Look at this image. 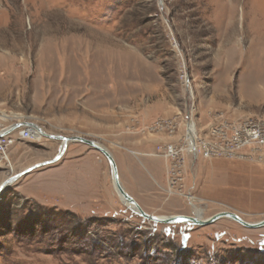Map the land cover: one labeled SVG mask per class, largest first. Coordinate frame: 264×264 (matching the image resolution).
<instances>
[{
	"label": "rangeland",
	"instance_id": "rangeland-1",
	"mask_svg": "<svg viewBox=\"0 0 264 264\" xmlns=\"http://www.w3.org/2000/svg\"><path fill=\"white\" fill-rule=\"evenodd\" d=\"M245 119L264 121V0H0V125L98 142L149 214L264 220V163L193 159L185 146L190 121L204 138ZM39 139L17 140L0 185L59 153ZM169 144L183 150L186 196L167 192ZM0 264H264V227L148 221L107 159L71 142L0 194Z\"/></svg>",
	"mask_w": 264,
	"mask_h": 264
},
{
	"label": "built area",
	"instance_id": "built-area-1",
	"mask_svg": "<svg viewBox=\"0 0 264 264\" xmlns=\"http://www.w3.org/2000/svg\"><path fill=\"white\" fill-rule=\"evenodd\" d=\"M192 122V121H190ZM190 124V123H189ZM187 126L185 146L193 159L203 157L226 158L238 160H251L257 163H264V121L260 119H245L238 122L220 120L211 123L204 138L199 136L196 130V137L190 138V127ZM8 128L0 125V164L10 162L9 150L17 140L41 141L40 136L34 133L32 128L25 127L6 134ZM19 131L18 136L14 133ZM165 156L172 159L171 173L172 180L169 181L167 192L170 195L183 194L179 183L184 169V159L181 157L183 150L177 145L169 144L165 149ZM183 180V179H182ZM178 185V186H177ZM178 188V189H177Z\"/></svg>",
	"mask_w": 264,
	"mask_h": 264
},
{
	"label": "water",
	"instance_id": "water-1",
	"mask_svg": "<svg viewBox=\"0 0 264 264\" xmlns=\"http://www.w3.org/2000/svg\"><path fill=\"white\" fill-rule=\"evenodd\" d=\"M22 127H27V128H32L33 130H37L43 133V137L52 139V140H57L61 142L60 145V149H59V153L57 154V156L47 162L41 163L39 165H36L32 168L27 169L26 171L15 175L14 177L10 178L9 180H7L1 187H0V194L4 191L5 188H7L9 185H11V183L17 181L19 178H21L23 175L28 174L40 167L46 166V165H51L57 161H59L61 159V157L65 154L69 144L71 142H77V143H81L84 144L86 146H89L90 148L95 149L96 151H98L99 153H101L108 161L109 165H110V169H111V174H112V179H113V183L115 186V189L117 191V193L119 194V196H121V198L123 199L122 201L124 202V204L130 208L132 210V207H134L136 209L135 213L137 215H139L140 217L154 222V223H161V224H169V225H173V224H177V223H190L193 225H197V226H208L211 225L221 219H230L233 220L239 224H241L242 226L249 228V229H258V228H263L264 227V220L257 222V223H250L247 222L246 220H244L239 214L234 213V212H220L214 216H212L209 219L206 220H200L199 218H195V217H188V216H170V217H165V216H155L152 214H149L147 212H145L142 207L137 203V201L125 190L124 186L121 183V179H120V175H119V170H118V166L116 163V160L114 158V156L111 154V152L104 146H102L101 144H99L98 142L94 141V140H90L84 137H80V136H75V137H66V136H62V135H52V134H48L46 133L42 127L38 126L37 124H33V123H17L11 127L8 128L6 134H10L12 132H14L15 130L22 128ZM133 211V212H134Z\"/></svg>",
	"mask_w": 264,
	"mask_h": 264
},
{
	"label": "bare ground",
	"instance_id": "bare-ground-1",
	"mask_svg": "<svg viewBox=\"0 0 264 264\" xmlns=\"http://www.w3.org/2000/svg\"><path fill=\"white\" fill-rule=\"evenodd\" d=\"M189 127H190V138L191 139H194L195 137H196V125H195V123L194 122H190V124H189ZM35 132H37V134H39L41 137H43V133L42 132H40V131H37V130H34V133ZM39 139V138H38ZM47 162V161H46ZM44 163V162H43ZM41 164V163H40ZM37 165H39V164H37ZM34 166H36V165H34ZM34 166H32V167H34ZM32 167H30V168H32ZM29 169V168H28ZM27 170V169H26ZM26 170H24V171H26ZM23 171V172H24ZM22 173V172H21ZM18 174H20V173H18ZM18 174H16V175H18ZM15 176V175H14ZM14 176H11L10 178H12V177H14ZM10 178H8L7 180H9ZM6 182V181H5ZM5 182H3L1 185H0V187L5 183ZM11 184H13V183H11ZM120 198H121V196H120ZM121 200H123L122 198H121ZM136 211V209L134 208V207H132V211ZM134 211V212H135ZM197 214H198V216L201 218V211L200 210H198L197 211ZM196 218V217H195ZM201 220V219H200Z\"/></svg>",
	"mask_w": 264,
	"mask_h": 264
},
{
	"label": "crops",
	"instance_id": "crops-1",
	"mask_svg": "<svg viewBox=\"0 0 264 264\" xmlns=\"http://www.w3.org/2000/svg\"><path fill=\"white\" fill-rule=\"evenodd\" d=\"M69 147V146H68ZM12 148V147H11ZM15 151H11V152H14L15 154H16V152H18V150H19V148H15L14 149ZM39 155V158H40V160L41 161H43V160H49V159H54V157H56V156H53V151H50V152H48L47 154H45V155H43V154H38ZM46 162V161H45ZM224 164V163H223ZM231 165L232 164H230V165H228V164H224V168H226L227 169V172H228V169H229V167H231ZM34 166V165H33ZM236 166H239V165H236ZM48 171V170H47ZM44 172V171H43ZM42 171L41 172H36L37 174H40V173H43ZM37 174L35 175V177L37 176ZM229 176H233V175H230L229 173H227V177L229 178ZM232 178V177H231ZM231 182V180H230V178H229V183ZM207 187L208 188H211V187H209L208 185H207ZM224 187V186H223ZM223 187H221V188H223ZM213 189H216V188H213Z\"/></svg>",
	"mask_w": 264,
	"mask_h": 264
}]
</instances>
